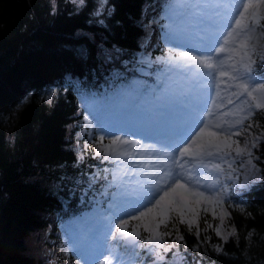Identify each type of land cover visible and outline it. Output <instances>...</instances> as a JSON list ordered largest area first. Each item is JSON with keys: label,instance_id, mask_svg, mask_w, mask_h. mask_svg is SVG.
I'll return each mask as SVG.
<instances>
[{"label": "trees", "instance_id": "16d2710c", "mask_svg": "<svg viewBox=\"0 0 264 264\" xmlns=\"http://www.w3.org/2000/svg\"><path fill=\"white\" fill-rule=\"evenodd\" d=\"M99 1L106 11L95 16ZM148 4L149 0H85L78 7L71 0H0V264H47L42 253L26 246L31 234L49 227L52 234L57 219L68 220L84 210L88 197L105 203L100 177L95 190L84 192V200H79L93 172L108 164L90 151L77 158L70 137L81 117L78 98L104 95L112 89L111 82L119 86L109 76L114 57L129 56L128 70H135V55L157 33L156 26L142 22ZM261 42L264 37L258 49ZM158 43L156 39L149 52L151 67L163 58ZM255 59L252 75L264 80V61ZM255 119L264 128V113L258 112ZM252 152L261 182L242 192L228 187L222 199L231 213L226 224L230 232L235 226V235L224 241L216 238V220L201 206L198 236L196 227L189 231L186 224L176 225L183 240H177L171 226L168 229L173 234L165 237L170 246L165 264L175 252L182 257L180 264H264V140ZM56 180L59 188H46ZM128 220V230L141 223ZM138 229L145 239L143 228ZM136 254L138 263L149 261Z\"/></svg>", "mask_w": 264, "mask_h": 264}, {"label": "rangeland", "instance_id": "374dc122", "mask_svg": "<svg viewBox=\"0 0 264 264\" xmlns=\"http://www.w3.org/2000/svg\"><path fill=\"white\" fill-rule=\"evenodd\" d=\"M84 1L71 0L78 7H83ZM231 2L232 0H149L142 22L146 26L152 24L156 26L154 28L157 33L149 36L141 52L136 54L135 58L133 57L135 70L131 72L128 70V64L131 62L129 56L121 57V59L114 57L109 66V76L113 81L120 83L119 86L115 87V84L111 82L112 89L106 90L104 95H81L78 98L81 117L70 137L77 158L82 157L86 151L95 154L101 135H104L108 141L116 135L128 140H140L141 145L124 146L133 155L137 152L140 155L136 157V161L123 155L119 158L110 156L109 159H105L103 153L99 155L100 160L102 159L108 165L93 172V177L89 180L90 183L84 186L79 200L80 202L84 200L85 197H82L84 192L94 191V185L99 183L98 177H101L103 186L100 194L107 197L105 203L88 197L87 200L90 203L84 210L68 220L59 221L57 219L54 225L56 231L52 233L53 235L50 233L51 227L37 234H31L26 241V246L35 254L42 253L47 264H105L107 260H110V264H135L137 263L135 261L137 255H134L135 249L141 253L142 258L149 260L146 264H165V256L169 250L164 251L155 244L146 243L142 234L140 238L129 236L135 237L137 242L128 245L125 240L129 237L123 238L115 227L121 220L135 214L133 211L144 210L141 207L142 204L151 207V204H148L143 197L147 191H155V188L149 186L154 185L161 174L157 173L155 176L144 174L152 171L137 166L145 156L161 157L163 163L153 162L163 167L165 171L173 173V179L169 183L180 180L213 198L220 196L223 199L226 194L224 185L229 183V188L242 192L248 191L261 182V168L254 155L251 157V163L248 162L250 158L247 155L236 156L234 153L226 157L217 155L204 157L203 163H200L196 159L188 156L180 157L176 154L175 158L184 165L181 168L173 164L167 156L162 155L164 151L160 149L162 147H159L158 143H156L157 151L155 152L154 147H151L147 141L158 136V131L170 130L173 122L177 121L180 116L188 118L193 111L195 101H208L205 108L216 115L209 116L204 112V108L201 120L210 125L217 123L220 113L227 111V108L218 107L226 102L221 98H226L230 92L237 91L234 85L239 81L232 80L229 76L221 77L219 72L213 76L212 70L198 67L192 61L180 57L179 54L190 52L192 55H201L205 49H192L191 46L203 33H207L210 29L209 23L212 22L217 23L218 29L215 31L216 36L210 38L209 43L218 47L219 45L215 43L216 38L219 37L222 43L227 31L230 30L227 29L224 32L225 26L235 15L230 16V5L233 4ZM236 3L239 4V0ZM103 11H106L105 4L99 1L95 5L93 15L100 16ZM220 31L222 33L218 34ZM157 38L158 44L163 47V58L158 65L151 67L154 62L149 59V52L154 47ZM231 46L230 43L228 47ZM259 46L260 54L264 55V43L261 42ZM212 54L216 56L215 52ZM224 56L225 54H221L217 58L224 59ZM229 63L232 61L226 60L225 67L221 70L233 74V70L227 67ZM152 72L153 81L146 85L145 77L152 75ZM252 77L254 81L264 82L253 75ZM241 99H247V97ZM232 107L228 105V108ZM181 109L185 112L182 113ZM161 116L164 117L161 118ZM224 119L232 120L234 117H223L219 119V122L223 123ZM200 127H203V124ZM224 127L227 126L224 125ZM126 129L133 131L135 136H131ZM173 137L175 135H169L168 138ZM143 138L147 140L144 141ZM207 139V137L204 138V140ZM240 139L243 140L242 137ZM108 141L104 143L107 144ZM188 142L191 143V140ZM203 142L198 141L197 145L193 146V150L196 151L198 145ZM166 143L169 142L166 140ZM180 146L183 147V144ZM216 163L221 165L222 171L212 169V165ZM229 163L232 164L231 168H229ZM102 171L107 175L103 176ZM189 176L192 179H189ZM59 182L56 180L46 185V188L55 190L59 188ZM162 192L163 189L160 190L161 195ZM156 198L158 199L159 196ZM201 206L208 208L207 213L214 217L212 212L214 205L212 204L204 202L199 205L194 203L189 205L193 211H197ZM221 207L224 208L223 205L216 207L214 217L216 223L213 230L220 227L221 235H217L215 230L214 234L216 238L224 241L226 240L224 236H229L230 229L226 224V217L224 224L222 226L220 224ZM184 211L186 219L195 220L199 217L189 212L188 208ZM55 217L54 215L52 219ZM149 219L146 218L144 223H148ZM128 231L131 232L132 229ZM143 233H146L148 237L147 232L143 231ZM165 247L170 249L169 245ZM138 256L140 257V254ZM181 258V255L175 252L167 264H180Z\"/></svg>", "mask_w": 264, "mask_h": 264}, {"label": "snow or ice", "instance_id": "6c2138e0", "mask_svg": "<svg viewBox=\"0 0 264 264\" xmlns=\"http://www.w3.org/2000/svg\"><path fill=\"white\" fill-rule=\"evenodd\" d=\"M262 21H264V0H239L234 18L225 26L226 29H230L227 31V35L224 36L222 43L219 37L216 38L215 43L219 45L218 47L209 43L201 55H192L190 52H181L179 54L180 57L192 61L198 67L212 70L213 76L216 72H219L221 77L229 76L230 79L239 82L234 85L237 91L230 92L226 98H221L222 101L226 100V102L221 103L218 107L227 108V111L220 113L217 123L210 125L201 120L200 123L203 124V127L197 125L199 131L194 132V135L184 138V134L179 133L168 144L164 145L165 149H167L165 155L173 164L181 168L184 167L175 158L176 154L180 157L188 156L203 163L204 157H211L213 155L226 157L231 156L233 153L236 156L247 155L250 158L248 162L251 163V157L253 156L252 149L258 148L259 142L264 140V128H261L260 120L255 119L258 112L264 113V82L254 81L251 75L256 71L255 66L257 63V60L253 57H258L264 61V55L260 54L257 44L259 38L264 37V31H262L264 23ZM230 43L232 46L228 47ZM213 52L216 53V56H213ZM221 54H225L224 59L217 58ZM226 60L232 61L227 67L233 70V74L221 70L225 67ZM229 87L232 86L229 85ZM242 97H247V99H241ZM49 101H51V96H49ZM212 102L215 104L214 100ZM228 105H232L233 107L228 108ZM204 112L209 116L216 115L207 108L204 109ZM229 116L234 117V119H224L223 123L219 122L220 118ZM224 125L227 127L225 128ZM253 129H259V132L257 133ZM205 137L208 139L204 140ZM241 137L243 140L240 139ZM189 140H191V143L188 142ZM104 141L105 136L101 135L96 145L95 154L97 156L103 153L104 158L109 159L110 156L119 158L123 155L136 161V157L140 155L138 152L133 155L124 147L127 145H141L142 142L140 140H128L116 135L107 144ZM198 141L204 142L200 143L197 150L194 151L193 146L197 145ZM181 144H183V147L180 146ZM153 161L163 163L161 157L150 155L143 157L142 161L138 162L137 165L142 169L152 170L151 173L145 172V175L151 174L155 176L157 173L161 174L159 179L155 181V184L149 186L150 188H155V191H147L143 197L148 201V204H151V207L142 204L141 207L144 210L139 211V215H132L130 217L131 220L141 222L139 225H134L131 232L128 231L130 223L128 219L121 220L115 227L123 238L129 236L139 238L140 232L138 228L142 227L143 231L149 234L145 238L146 243L155 244L156 247L168 251L169 248L165 247V237H170L173 234L171 230H168L170 226L175 229L177 240H183L184 238L182 235H179V228L176 227L177 224H186L189 231L195 225L197 229L196 235H199L198 219H186L185 208H188L189 212L198 217V211H193L189 205L193 203L199 205L207 202L214 205L212 212L215 217L216 207L222 205L223 200L220 196L215 198L206 196L203 191H199L189 184L182 183L180 180L169 183L173 179V173L165 171L163 167H160ZM231 167L232 164L229 163V168ZM212 169L222 171L219 163L213 164ZM189 179H192V177L189 176ZM161 189H163L162 195L160 194ZM156 196H159V198L157 199ZM208 210V208H204L205 212ZM171 213H175L176 215L172 216ZM230 215L231 213L227 212L226 209L220 208L219 219L221 226L224 224L225 217ZM146 218H150L148 223H144ZM162 226L165 229L164 231L161 230ZM214 230L217 235H221L220 227ZM235 233L236 228L233 225L228 235H235ZM113 238H115V234H113ZM224 239H227V235L224 236ZM217 250H220L219 246H217ZM105 264H110V260H107Z\"/></svg>", "mask_w": 264, "mask_h": 264}, {"label": "bare ground", "instance_id": "6f19581e", "mask_svg": "<svg viewBox=\"0 0 264 264\" xmlns=\"http://www.w3.org/2000/svg\"><path fill=\"white\" fill-rule=\"evenodd\" d=\"M233 3V4H232ZM232 5H230V7H236L238 6V4L236 3V0H232ZM217 26V24H215ZM220 33H222V31H220ZM209 31L207 30V33H203L202 36H200L198 39H196V43L194 45L191 46L192 49H205L207 45H209ZM128 131V133L131 135V136H135V133L129 129H126ZM162 137H158L157 139H151V140H147L146 138H143L144 141H148V144L151 146V147H154V151L156 152L157 151V147L155 145V142L160 140Z\"/></svg>", "mask_w": 264, "mask_h": 264}, {"label": "water", "instance_id": "95a60500", "mask_svg": "<svg viewBox=\"0 0 264 264\" xmlns=\"http://www.w3.org/2000/svg\"><path fill=\"white\" fill-rule=\"evenodd\" d=\"M135 241H136V239H134V238H129V239H128V242H129V243H133V242H135Z\"/></svg>", "mask_w": 264, "mask_h": 264}]
</instances>
